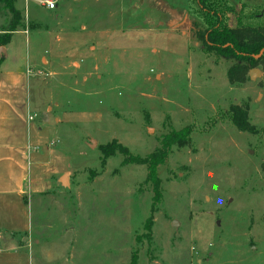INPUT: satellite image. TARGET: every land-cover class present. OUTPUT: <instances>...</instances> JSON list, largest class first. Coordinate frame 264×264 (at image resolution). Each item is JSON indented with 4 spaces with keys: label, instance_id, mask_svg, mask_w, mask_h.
Masks as SVG:
<instances>
[{
    "label": "rangeland",
    "instance_id": "obj_1",
    "mask_svg": "<svg viewBox=\"0 0 264 264\" xmlns=\"http://www.w3.org/2000/svg\"><path fill=\"white\" fill-rule=\"evenodd\" d=\"M222 4L231 25L264 27V0ZM16 7L44 12L29 28L69 37V108L89 112L79 95L105 93L89 108L104 113L103 123L63 131L73 159L69 186L27 201L33 264H264L263 67L256 79L230 84L236 61L199 41L207 26L194 0H62L54 11L16 0ZM160 27L168 34L137 42L135 33ZM93 31L134 35L103 50L99 60L108 64L95 70L73 59L80 45L104 41L82 38ZM35 36L30 54L41 65L48 45H35ZM25 45L15 46L22 53ZM232 107L247 110L258 133L235 127ZM184 128L188 144L173 145L157 169L158 199L146 165H123L120 153L103 165L101 146L116 142L146 158Z\"/></svg>",
    "mask_w": 264,
    "mask_h": 264
},
{
    "label": "crops",
    "instance_id": "obj_2",
    "mask_svg": "<svg viewBox=\"0 0 264 264\" xmlns=\"http://www.w3.org/2000/svg\"><path fill=\"white\" fill-rule=\"evenodd\" d=\"M17 9L24 16L26 10ZM32 11L33 14L26 13L27 26L15 32L11 42L0 52V264H33L27 236L31 228L27 201L68 187L62 180L68 175L71 181L73 159L69 153V138L62 135L63 131H69L71 126L86 128L104 121V113L95 109L96 105L89 110L95 99L98 105L102 104L100 96L105 94L102 91L79 95L87 100L89 112L69 108L75 100L74 91L69 89V37L62 39L50 30L29 28V20L38 19L44 13ZM171 24L172 21L167 23ZM163 25L162 21L160 26ZM163 28L158 33L141 29L143 31L135 33L139 36L137 42L153 36L156 39L165 32ZM33 31L36 32L35 45H48L40 57L41 65L30 54ZM106 34L93 31L82 34V38L88 41ZM122 35L134 34L109 32L101 45L90 48L88 42L80 45L73 59L82 57L88 64L94 62L95 70L105 68L108 59L99 60V55L107 48L108 52L114 49ZM20 43L26 44L25 52L20 53V48L15 46ZM152 52L159 51L152 49ZM71 64L76 71L82 67L77 61ZM40 76L45 78L40 79Z\"/></svg>",
    "mask_w": 264,
    "mask_h": 264
},
{
    "label": "trees",
    "instance_id": "obj_3",
    "mask_svg": "<svg viewBox=\"0 0 264 264\" xmlns=\"http://www.w3.org/2000/svg\"><path fill=\"white\" fill-rule=\"evenodd\" d=\"M200 11L204 15L206 30L197 33L199 41H202L209 51L227 60H235L228 71L230 84H245L251 70L263 67L264 71V27L244 26L237 23L236 26L230 24L227 11L224 10L222 2L227 0H194ZM0 19L4 24L0 27V49L6 47L15 32L24 29L26 24L20 10L16 7V0H0ZM232 124L242 132L258 133L251 124L249 113L240 107H232L230 111ZM191 128H184L174 133L163 142L161 150L149 155L146 158L134 156L128 148L112 143L100 147L103 154V165L109 157L122 154L125 157L123 165L136 164L148 167V180L153 184V189L160 198L159 181L157 169L164 164L168 156V151L173 145L184 147L188 144ZM134 264V263H133Z\"/></svg>",
    "mask_w": 264,
    "mask_h": 264
},
{
    "label": "built area",
    "instance_id": "obj_4",
    "mask_svg": "<svg viewBox=\"0 0 264 264\" xmlns=\"http://www.w3.org/2000/svg\"><path fill=\"white\" fill-rule=\"evenodd\" d=\"M25 1H26V3H28L31 0H25ZM37 1L46 10L54 11L57 9V7L59 6V4L62 0H37ZM26 10H27V8H26ZM26 13H27V11H26Z\"/></svg>",
    "mask_w": 264,
    "mask_h": 264
},
{
    "label": "water",
    "instance_id": "obj_5",
    "mask_svg": "<svg viewBox=\"0 0 264 264\" xmlns=\"http://www.w3.org/2000/svg\"><path fill=\"white\" fill-rule=\"evenodd\" d=\"M3 52V48L0 49V52ZM261 74V71L258 70V69H253L249 72V76L252 80L256 79L257 75H260ZM94 143V142H93ZM62 183L64 186H69V176L68 175H65L63 177V180H62ZM177 222L174 224V226L176 227L177 226Z\"/></svg>",
    "mask_w": 264,
    "mask_h": 264
}]
</instances>
